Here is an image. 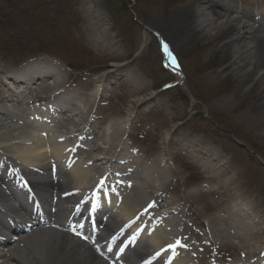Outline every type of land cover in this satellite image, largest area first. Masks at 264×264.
<instances>
[{"label":"bare ground","instance_id":"1","mask_svg":"<svg viewBox=\"0 0 264 264\" xmlns=\"http://www.w3.org/2000/svg\"><path fill=\"white\" fill-rule=\"evenodd\" d=\"M236 2H203L202 8L196 7L194 10L190 31L186 26L180 31L183 35L189 32L201 34L220 28L227 39L221 51L229 55L228 68L231 74L234 77L259 74L261 98L253 99V109L255 107L260 112L256 113L264 117V9L258 5V9L253 12L239 8ZM83 10L93 24L90 33L93 45L108 46V40L117 37V34L110 33L111 23L106 16L98 19L101 8L90 2ZM102 20L108 26L99 33L98 27L102 25ZM171 27L167 25L165 28V38L169 42L174 36L170 32L174 29ZM175 34L179 36V31L176 30ZM164 46L160 49L161 55L169 61L170 53ZM150 49L154 51L153 45ZM38 65V62H34L33 65L23 66L20 70L23 73L19 71L15 77L8 76L4 78L5 82H0V94H4L0 95V160L2 156L5 160L20 164L19 171L25 179L40 176L50 181L58 177L63 187L51 181L44 185V191L29 197L19 184L13 182L20 197L10 188L0 186V207L3 209V212L0 211V264H115L118 260L122 264H151L156 256L160 258L156 264H168L166 261L171 264H220L200 248L207 250L206 244L217 248L219 253L223 247L235 254V264H264V257L260 260L254 258L264 251V247L259 249L251 243L262 231L250 233L247 224L241 222L237 225L234 222V219L246 222L250 218L254 220L248 215V208H241L240 212L227 209L219 214H225L220 218V224H212L208 219L200 224L204 231H193L187 218L191 216L196 219L197 213L190 210V207L186 209L190 212L188 214L182 209L190 198L184 196L182 204L163 198L166 170L145 163L132 153L121 150L117 155L115 149L111 151V148L121 149L120 143L112 144L107 132L102 134L99 141L94 140L99 132L92 125L91 114L88 115L86 104L89 101L84 105L75 93L60 97V93H56L59 88L58 84L55 85L56 80L53 83L49 81L53 77L51 73H43ZM118 68L120 65H114L95 79L96 93ZM153 99L154 94H149L130 107L127 127L132 113L150 104ZM228 103L232 104L230 101ZM58 105L61 109L55 114L57 118L51 122L46 115L54 109L58 110ZM247 111L244 109L236 118L245 122L253 121L254 118ZM172 138V135L166 134L161 141L160 165H165L167 170L173 157V153L168 150L170 144H175ZM194 143L189 153L190 160L199 166L200 157L209 160L207 165L200 167L209 170L211 177L208 176V179L212 183L214 178L218 179L215 177L216 170L219 171L224 164L221 154L212 147L211 142L206 144L208 149L200 150L197 149L201 145L200 140ZM186 145L181 142L180 149L185 151ZM3 170L4 177L11 178L6 167ZM5 178L0 177V183ZM29 181L33 188L37 187L34 181ZM230 185L225 182L215 190L201 189L199 194L202 198L213 196L222 204L229 198L227 193L231 190ZM234 189L240 191L238 197L246 193L242 186ZM115 190L120 193L115 194ZM216 192L227 198L219 200ZM84 203H89L94 209L83 213L81 209ZM189 205L192 208V204ZM103 207L110 210L103 211ZM40 208L42 212L38 214ZM56 208L64 222L57 220V213L54 212ZM155 211L159 214L155 215ZM99 212L107 213L106 222L100 220ZM19 217L24 222H17ZM76 217H80L79 221L83 220L84 224L87 219L91 220L89 228L84 227L83 230L87 231V235H90L88 230H92L91 225L95 222L102 229L93 234L92 239L86 237L75 240L73 238L80 234L79 229L71 230L67 222ZM143 219H149L151 224H140ZM127 227L132 229L127 236L124 235V243L120 239ZM6 235H10L9 239ZM144 235L149 237L148 242L140 244L136 237L144 240ZM127 250L130 251L128 254ZM109 251L113 252L110 254L111 260L106 255ZM101 259H105V262Z\"/></svg>","mask_w":264,"mask_h":264},{"label":"rangeland","instance_id":"2","mask_svg":"<svg viewBox=\"0 0 264 264\" xmlns=\"http://www.w3.org/2000/svg\"><path fill=\"white\" fill-rule=\"evenodd\" d=\"M16 1L22 10L35 12L28 17L19 13L17 17L10 16L11 23L16 24L14 30L10 29L12 26L0 28V82L23 73L20 71L23 66L38 62L40 71L53 76L49 81L56 80L55 85H59L56 93L60 97L75 93L84 105L89 101L88 115L91 114L92 125L99 132L94 140L99 141L107 132L112 144L120 143L121 149L111 148L117 155L121 150L132 153L145 163L166 170L163 198L181 204L184 196L190 198L182 209L188 214L186 209L190 207L197 213L196 219L187 218L193 231H204L200 224L208 219L212 224H220L225 214H219L227 209L240 212L241 208H248V215L254 220L234 219V222L247 224L250 233L262 231L251 243L259 249L264 247V117L253 109V99L261 96L262 85L259 74L248 77L231 74L229 55L221 51L227 39L220 28L201 34L183 35L180 31L185 26L189 30L194 10L202 8L207 0ZM90 2L101 8L98 19L106 16L111 23L110 33L117 34L108 40V46L97 47L91 41L93 24L83 10ZM236 3L239 8L253 12L258 5L264 9V0ZM101 24L99 33L108 26L104 20ZM167 25L174 28L170 31L174 35L170 42L165 38ZM162 46L170 53L169 61L161 55ZM114 65L120 68L96 93L95 79ZM149 94H154V99L132 113L127 127L130 107ZM244 109L253 121L236 118ZM166 134L175 141L168 147L173 153L168 170L160 165L161 141ZM195 140L201 143L198 150L208 149L206 144L211 142L221 154L224 164L216 170L218 179L214 178L212 183L208 179L209 170L200 167L209 160L200 157V166L190 160ZM181 142L187 143L185 151L180 149ZM225 182L231 184V190L222 204L213 196L202 198L199 194L201 189L215 190ZM58 183L63 187L61 181ZM237 186L246 191L242 197L234 189ZM217 195L219 200L227 198ZM206 246L207 250L200 248L209 257L221 264L228 260L235 264L237 256L226 248L222 247L219 253L214 246ZM237 248L241 249L239 245ZM262 257L263 250L254 258Z\"/></svg>","mask_w":264,"mask_h":264},{"label":"trees","instance_id":"3","mask_svg":"<svg viewBox=\"0 0 264 264\" xmlns=\"http://www.w3.org/2000/svg\"><path fill=\"white\" fill-rule=\"evenodd\" d=\"M6 1H10V2L8 3ZM32 12H35V11H28V9L22 10V8L19 7L18 2L16 0H1L0 1V28L1 27L8 28L12 26L10 29L14 30L16 28V24L11 23L10 16L12 17V15L15 14L17 17L18 16L17 14L19 13V14H22L21 17L23 16L28 17L30 13ZM33 20H37V19L35 18ZM35 26H32V27L34 28ZM5 45L7 46V43H5Z\"/></svg>","mask_w":264,"mask_h":264}]
</instances>
